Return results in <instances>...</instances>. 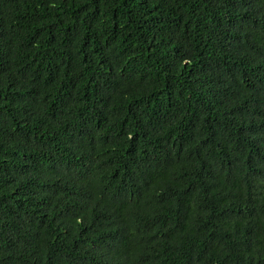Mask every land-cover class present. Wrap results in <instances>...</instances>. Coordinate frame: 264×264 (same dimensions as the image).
Segmentation results:
<instances>
[{
    "label": "trees",
    "instance_id": "16d2710c",
    "mask_svg": "<svg viewBox=\"0 0 264 264\" xmlns=\"http://www.w3.org/2000/svg\"><path fill=\"white\" fill-rule=\"evenodd\" d=\"M0 264H264V0H0Z\"/></svg>",
    "mask_w": 264,
    "mask_h": 264
}]
</instances>
